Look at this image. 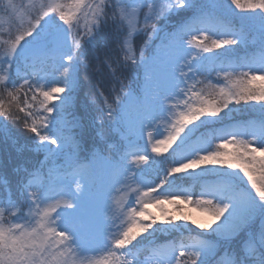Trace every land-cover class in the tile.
<instances>
[{
	"label": "snow or ice",
	"instance_id": "6c2138e0",
	"mask_svg": "<svg viewBox=\"0 0 264 264\" xmlns=\"http://www.w3.org/2000/svg\"><path fill=\"white\" fill-rule=\"evenodd\" d=\"M4 11L19 24L0 39V144L43 159L13 169L22 202L0 173V264H133L145 245L151 264H264V0H7ZM109 28L117 59L104 61L112 95L96 136L107 126L122 147L82 156L69 109L92 67L85 49ZM129 71L135 90L118 74Z\"/></svg>",
	"mask_w": 264,
	"mask_h": 264
},
{
	"label": "trees",
	"instance_id": "16d2710c",
	"mask_svg": "<svg viewBox=\"0 0 264 264\" xmlns=\"http://www.w3.org/2000/svg\"><path fill=\"white\" fill-rule=\"evenodd\" d=\"M7 0H0V39H8L9 34L15 35L17 34L16 29L19 24V21H13L4 11V5ZM14 3L18 5H23L27 7L29 4V0H13ZM185 15L179 18V15H175L170 17L169 24L179 23ZM82 23H84L82 21ZM163 23V21H161ZM110 28L105 29L103 33L96 37V43L93 47H88L85 49L87 58L91 61L92 67L85 71L83 68L81 69V89L78 90L75 94H73L72 104L69 109L70 116H75L76 118L82 121L83 127L78 129V135L80 137L81 143L84 146L85 151L82 153L83 155H87L93 148L100 149L104 155L112 156L114 153L122 147V142L120 138L113 134L107 126L103 128V133L105 137V141H100L96 136V131L99 128V125L96 123L98 117H100L103 108H104V97L107 96L111 99V86H112V78L109 74L108 68L104 64L106 58L110 59L111 62L115 63L117 59V54L115 51V45L110 41L109 38ZM142 42V37H138L136 40V47L138 48L140 43ZM7 51L6 44H0V57H3ZM221 51V50H220ZM238 53L242 54V49L237 50ZM99 69V71H96ZM124 80V84L126 90L128 87L132 89L137 88V82L135 79V74L129 72L118 73ZM199 79H204V77H200ZM211 79L213 81L217 80L215 72L212 73ZM220 84H223V80H220ZM203 84L198 85V88H204ZM206 90V89H205ZM100 93H103L102 96ZM23 93H21V104L23 102ZM240 107V106H235ZM13 111H16L13 108ZM129 112H136L134 106L129 107ZM18 116L23 120V113L16 112ZM245 119L248 117H244ZM12 131L14 135H16L19 139V144H31V134L23 131L22 124L11 125ZM107 143H112L115 145L113 149L107 148ZM168 153H165L163 156L155 157L156 159H164V156H167ZM43 159L42 153H35L32 151H25L23 155H17V153L10 148L6 144H0V173H2L7 180L9 181V186L11 189V195L14 199L20 200L22 202V197L19 196L18 193V185L21 180V176L16 174L13 169L18 165H25L29 168L36 166L40 160ZM63 158H61L58 163H62ZM167 164H163L160 166L161 171H166ZM145 175H148L155 179L156 182V173L155 172H146ZM5 190L0 189V195H4ZM148 211L152 213L149 209ZM153 214V213H152ZM154 215V214H153ZM161 240H164V237H160ZM144 254L148 250L147 247H144ZM142 255V254H141ZM219 255V254H218ZM213 258L210 261V264H214L215 259Z\"/></svg>",
	"mask_w": 264,
	"mask_h": 264
},
{
	"label": "rangeland",
	"instance_id": "374dc122",
	"mask_svg": "<svg viewBox=\"0 0 264 264\" xmlns=\"http://www.w3.org/2000/svg\"><path fill=\"white\" fill-rule=\"evenodd\" d=\"M184 15H185L184 12H181V14L178 17L181 18ZM142 16H143V12H141V18H142ZM221 51H223V50H221ZM128 118H129V120L131 122L135 123L136 120H137V112H134V113L133 112L132 113L129 112L128 113ZM160 131L163 133V135H166L167 134L166 128H165V126L163 124L160 125ZM163 135L160 136L161 139L163 138ZM148 151H149V155H154V154L151 153L150 147H149ZM169 151H171V149ZM146 179H150V180H153L154 182H156L155 179H153L152 177H150L148 175H146ZM164 207H165L166 211L174 212L172 205L165 204ZM180 208H181V212L184 215L190 216L192 219H195L198 223L204 224L209 219V217L205 213H203V212H201L199 210H196V209H194L191 206H188V205H180ZM149 210L154 214V216H156L158 218H161V213L159 212V210L156 207H149ZM178 222H180V221H178ZM189 227H193V226L192 225H189ZM193 230L194 231H197V230L194 229V227H193ZM145 247H147V246L145 245ZM147 249H148V247H147ZM144 252H145V250L143 248V250L140 252L137 260H134L133 261V264H138V262H139V264H151V259H150L151 253H150L149 249L146 251L145 254H144ZM101 255H102L101 252H97L95 254V256H93L92 258L95 259V258H97V257H99ZM181 260L183 262H187V257H183V258H181Z\"/></svg>",
	"mask_w": 264,
	"mask_h": 264
}]
</instances>
